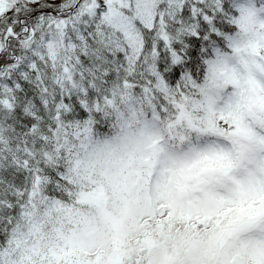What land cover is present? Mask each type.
<instances>
[{
  "label": "snow or ice",
  "instance_id": "1",
  "mask_svg": "<svg viewBox=\"0 0 264 264\" xmlns=\"http://www.w3.org/2000/svg\"><path fill=\"white\" fill-rule=\"evenodd\" d=\"M0 264H264V0H0Z\"/></svg>",
  "mask_w": 264,
  "mask_h": 264
}]
</instances>
